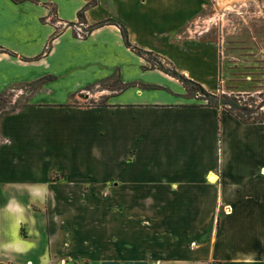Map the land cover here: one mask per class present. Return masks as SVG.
Here are the masks:
<instances>
[{"label": "crops", "instance_id": "crops-1", "mask_svg": "<svg viewBox=\"0 0 264 264\" xmlns=\"http://www.w3.org/2000/svg\"><path fill=\"white\" fill-rule=\"evenodd\" d=\"M209 1L93 0L81 40L58 23L83 0H0V96L28 94L26 118L0 129V264H264V124L185 106L148 57L215 94L217 47L190 23ZM240 127L247 143L230 140ZM138 135L152 176L126 170Z\"/></svg>", "mask_w": 264, "mask_h": 264}, {"label": "rangeland", "instance_id": "rangeland-1", "mask_svg": "<svg viewBox=\"0 0 264 264\" xmlns=\"http://www.w3.org/2000/svg\"><path fill=\"white\" fill-rule=\"evenodd\" d=\"M84 6L77 15V22L84 23L83 12L90 9L93 5V0H83ZM51 8V7H48ZM54 11V8H53ZM54 15L52 19H56ZM192 27L193 41L211 42L216 45L218 50V91L215 94L202 92L197 86L192 84L184 85L186 88L185 106L205 107L213 110L216 113L228 114L234 117L237 121L246 124H252V120H264V0H210L207 7L198 14H195L190 21ZM60 24V23H58ZM66 25L63 23L62 25ZM71 26L72 23H67ZM63 27V26H61ZM64 28V27H63ZM73 27H66L64 29ZM91 29V27H89ZM151 58V55L148 56ZM169 68V66H166ZM207 83L209 80L206 81ZM212 95L207 96V95ZM5 94L0 96V129L8 128L17 120H23L25 114L15 115V110L22 108L28 104L24 101L28 94H20L19 98H13L14 94ZM99 99L89 100L80 105L74 103L68 106H80L88 108L90 106H103L107 104L104 100ZM246 104L253 111L251 114H243L232 106L233 103ZM83 104V105H82ZM59 106V105H54ZM6 113V114H5ZM13 115V116H11ZM63 118H51L48 120L54 125L71 122L74 116H66ZM22 118V119H21ZM257 124V123H253ZM233 136L230 140L242 141L247 143L248 131H244L243 127L238 130H232ZM151 140V136L138 135L128 137V149L125 161L128 165H134L138 160L139 164L136 167H127L126 170L143 171L144 173L153 175V162L147 155V145ZM144 142L146 149L140 151L139 145ZM188 146L193 147L192 144ZM189 148L184 151L185 160L189 161L196 157V153ZM150 151V150H149ZM171 152V149L168 150ZM152 153V151H151ZM148 156V155H147ZM119 167L114 165L112 170L116 171ZM171 175H184L185 169L177 168L170 170ZM234 174V171H231ZM190 176L196 177L200 173L196 169L188 171ZM58 177V176H56ZM209 183H213V179L208 178ZM107 186H117L114 181H109ZM128 198V199H127ZM126 196L118 198V201H125L126 206L132 208L138 206L136 200ZM115 202L116 199L112 198ZM145 207L152 205V201L146 200ZM150 206H149V205ZM151 208V207H150ZM209 224V221H208ZM71 264H88L86 262H73Z\"/></svg>", "mask_w": 264, "mask_h": 264}, {"label": "trees", "instance_id": "trees-1", "mask_svg": "<svg viewBox=\"0 0 264 264\" xmlns=\"http://www.w3.org/2000/svg\"><path fill=\"white\" fill-rule=\"evenodd\" d=\"M122 37L125 40V43L128 45L127 42V36H126V31L123 28H120ZM138 54H142V51H137ZM156 68L161 70L162 72L168 74L169 76L175 78L176 80H178L179 82H181L182 84L186 85V84H192L194 86H197V88H199L202 92H205L199 85H196L194 83H192L191 81L187 80L186 78H184V76L178 74L172 67L166 68L165 66H163L159 61L157 62ZM206 93V92H205ZM207 95V94H206ZM207 96H211L212 95H207ZM232 106L238 110H241L242 113L245 114H251L253 113L252 110H250L246 104H241V103H233ZM252 123H258V124H264V120H252Z\"/></svg>", "mask_w": 264, "mask_h": 264}, {"label": "built area", "instance_id": "built-area-1", "mask_svg": "<svg viewBox=\"0 0 264 264\" xmlns=\"http://www.w3.org/2000/svg\"><path fill=\"white\" fill-rule=\"evenodd\" d=\"M50 22H51V20H50ZM62 24H63V22H60V25L63 26L64 28H66V27H73L75 37L78 38V39H81V40L86 39V37L90 33V28L87 27L82 22L72 23L71 26L68 25L67 23H66V25L65 24L62 25ZM47 48L48 47H46V49ZM150 60H152V67L156 68V65H157L158 60L155 59V58H150Z\"/></svg>", "mask_w": 264, "mask_h": 264}]
</instances>
